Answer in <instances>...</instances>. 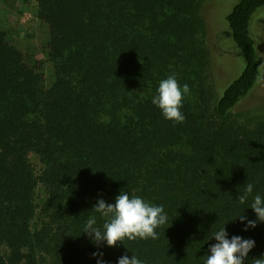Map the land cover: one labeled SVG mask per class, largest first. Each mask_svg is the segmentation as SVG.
<instances>
[{"label":"trees","instance_id":"1","mask_svg":"<svg viewBox=\"0 0 264 264\" xmlns=\"http://www.w3.org/2000/svg\"><path fill=\"white\" fill-rule=\"evenodd\" d=\"M27 1L47 26L52 71L47 85L0 32V264H204L223 225L226 238L255 242L244 264L264 258V222L245 230L253 197L264 198V128L231 118L260 77L251 21L264 0L226 16L243 67L220 96L198 0ZM173 74L190 89L182 123L152 103ZM120 192L163 206L158 239L108 247L82 233L92 217L103 231L93 206Z\"/></svg>","mask_w":264,"mask_h":264},{"label":"rangeland","instance_id":"2","mask_svg":"<svg viewBox=\"0 0 264 264\" xmlns=\"http://www.w3.org/2000/svg\"><path fill=\"white\" fill-rule=\"evenodd\" d=\"M203 23V40L208 52L207 74L214 95L220 96L225 87L241 72L243 58L234 45L226 22V16L239 0H198ZM36 6L27 0H0V32L5 40L20 51L25 60L37 63L46 78L51 80V65L47 60V26L35 14ZM251 34L256 41L260 77L250 93L231 113V118L249 128H264V6L251 21ZM34 168L38 161L31 158Z\"/></svg>","mask_w":264,"mask_h":264},{"label":"clouds","instance_id":"3","mask_svg":"<svg viewBox=\"0 0 264 264\" xmlns=\"http://www.w3.org/2000/svg\"><path fill=\"white\" fill-rule=\"evenodd\" d=\"M186 94H190L189 86L184 84L181 88L175 75H169L159 82L152 103L161 110L166 120L182 123L185 116L181 112V108ZM253 188L252 184L245 186L242 194L238 197L241 204L248 200V197L253 193ZM250 208L255 213L256 220H247L242 214L235 217H238L241 222L247 220L245 230L250 227L254 228L257 222H264V198L255 195ZM93 210L105 218L103 231L96 227V218L92 217L87 221L82 233L87 234L96 245L106 242L108 247H115L118 243L123 244L125 239L128 241L149 238L155 240L158 239L156 229L169 223L163 206L150 205L138 196L130 197L127 192H120L115 197L114 203H106L103 199L97 200ZM227 235L224 225L213 234L212 237L216 243L210 246L211 254L206 256L204 264H244V260L254 247L255 242L251 239H242L239 236L228 239ZM97 255L102 256V253H93V256ZM254 261L255 264H264L262 257ZM97 264H102V262L98 261ZM117 264H143V262L135 255H131L130 258L124 255L118 259Z\"/></svg>","mask_w":264,"mask_h":264}]
</instances>
